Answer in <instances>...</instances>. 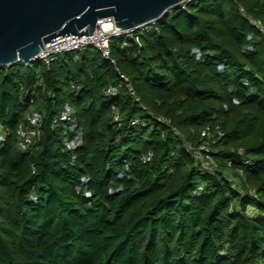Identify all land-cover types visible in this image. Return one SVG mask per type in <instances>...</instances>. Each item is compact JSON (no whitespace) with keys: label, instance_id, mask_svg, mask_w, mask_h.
<instances>
[{"label":"trees","instance_id":"obj_1","mask_svg":"<svg viewBox=\"0 0 264 264\" xmlns=\"http://www.w3.org/2000/svg\"><path fill=\"white\" fill-rule=\"evenodd\" d=\"M255 19L264 0H190L159 30L115 38L116 63L90 46L50 65H0V264H264ZM67 103L75 130L59 118ZM34 109L40 135L21 149ZM209 125L224 135L204 163L188 145ZM77 130L83 140L69 149Z\"/></svg>","mask_w":264,"mask_h":264},{"label":"water","instance_id":"obj_2","mask_svg":"<svg viewBox=\"0 0 264 264\" xmlns=\"http://www.w3.org/2000/svg\"><path fill=\"white\" fill-rule=\"evenodd\" d=\"M183 0H0V65L33 60L58 37L87 35L102 17L131 28Z\"/></svg>","mask_w":264,"mask_h":264},{"label":"built area","instance_id":"obj_3","mask_svg":"<svg viewBox=\"0 0 264 264\" xmlns=\"http://www.w3.org/2000/svg\"><path fill=\"white\" fill-rule=\"evenodd\" d=\"M190 0H183L177 5L182 7H186ZM176 6V5H175ZM175 6H172L168 9L167 12H171ZM164 13V14H165ZM160 18V17H159ZM154 18L147 22L140 23L131 28H122L116 25V21L114 16H106L99 19L98 24L95 30L87 35L79 37L77 34H68L56 39H53L47 42L40 53L37 55V58L42 59L50 65V63L56 60L60 55L67 52H77L83 49H86L90 46H94L101 50L104 57L111 60L113 63H116V58L112 54V43L117 37H135L138 40L142 38L145 34L153 31L159 30L158 19ZM254 23L258 26L259 30L264 32V21L262 19H255ZM125 44H128V40L126 39ZM249 48H253L252 45ZM198 55H201V52L198 51ZM123 78L127 79L128 77L125 74H121ZM119 88L118 84H111L108 89V94L117 93ZM132 89V87H131ZM115 119H118V111L114 106ZM43 115L42 113L34 109L30 111L26 120L22 122L18 128V137H19V146L21 149H26L30 144L34 143L40 135V126L42 123ZM61 120L70 121L71 128L76 129L77 124L75 122L76 118L74 116L73 108L70 104H66L61 111L59 116ZM138 120H133V123H137ZM179 134L180 131L177 130ZM203 135L206 136V139L201 143L193 146L188 145V149L192 152L193 156L204 163H207V159H212L211 150L214 145L217 144V141L222 138L224 135L223 130L219 125L215 127L207 126ZM5 140V132L3 127L0 125V143ZM83 140V135L81 131H76L73 137H65V143L67 148L75 149ZM152 157V153L150 152L145 156V160H150ZM248 161V159L246 160ZM232 163V161H230ZM239 173L242 177H245V173L242 169L239 170Z\"/></svg>","mask_w":264,"mask_h":264}]
</instances>
